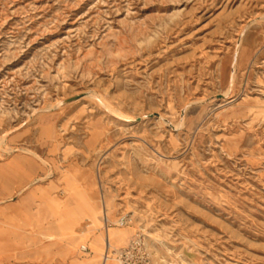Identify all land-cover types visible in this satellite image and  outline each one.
Returning a JSON list of instances; mask_svg holds the SVG:
<instances>
[{"label": "rangeland", "instance_id": "1", "mask_svg": "<svg viewBox=\"0 0 264 264\" xmlns=\"http://www.w3.org/2000/svg\"><path fill=\"white\" fill-rule=\"evenodd\" d=\"M67 181L156 264H264V0H0V264L58 262L7 227Z\"/></svg>", "mask_w": 264, "mask_h": 264}, {"label": "crops", "instance_id": "2", "mask_svg": "<svg viewBox=\"0 0 264 264\" xmlns=\"http://www.w3.org/2000/svg\"><path fill=\"white\" fill-rule=\"evenodd\" d=\"M34 180L28 173H25V176L21 175L20 192L28 189L29 183ZM72 183L67 181L63 186L61 191L65 196L61 198L53 194L45 195L39 204L30 207L25 214L19 215L20 219L8 223L7 228L15 232L18 238L28 231L31 234L45 236L51 243L63 242V250L56 254L58 260L56 264H116L113 257L103 261L106 251L105 237L108 238L110 245L108 254L111 255L112 247L121 248L128 245L133 237V229L109 226L102 231L103 217L106 215L110 222L115 223L116 210L107 206L99 210L96 191L90 188L75 190ZM78 244L88 247L89 253L86 258L74 257Z\"/></svg>", "mask_w": 264, "mask_h": 264}, {"label": "built area", "instance_id": "3", "mask_svg": "<svg viewBox=\"0 0 264 264\" xmlns=\"http://www.w3.org/2000/svg\"><path fill=\"white\" fill-rule=\"evenodd\" d=\"M103 222L105 227L112 225L106 215L103 217ZM130 222V216L128 214H123L113 224L122 227L128 225ZM80 250L83 253H86L88 251V247L86 245H82ZM108 251L109 242L108 238H106V251L103 258L104 262L110 257H113L116 264H154L153 249L149 242L148 235H146L144 229L142 228L137 231L127 246L113 249L112 255H109Z\"/></svg>", "mask_w": 264, "mask_h": 264}, {"label": "bare ground", "instance_id": "4", "mask_svg": "<svg viewBox=\"0 0 264 264\" xmlns=\"http://www.w3.org/2000/svg\"><path fill=\"white\" fill-rule=\"evenodd\" d=\"M105 239H106V237H105ZM109 248H110V245H109ZM113 249H116V248H113V247L111 248V250H110L111 255H112V250H113ZM114 260H115V259H114ZM154 263H155V262H154ZM155 264H156V263H155Z\"/></svg>", "mask_w": 264, "mask_h": 264}]
</instances>
